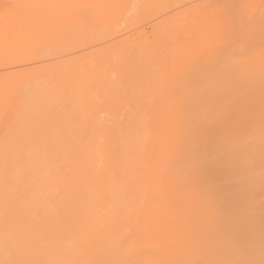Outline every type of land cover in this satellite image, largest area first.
<instances>
[{
	"label": "bare ground",
	"instance_id": "6f19581e",
	"mask_svg": "<svg viewBox=\"0 0 264 264\" xmlns=\"http://www.w3.org/2000/svg\"><path fill=\"white\" fill-rule=\"evenodd\" d=\"M32 1L46 28L3 57L107 38L138 5ZM184 3H153L154 45L0 73V264H264V0ZM163 49L192 61L166 69Z\"/></svg>",
	"mask_w": 264,
	"mask_h": 264
},
{
	"label": "rangeland",
	"instance_id": "374dc122",
	"mask_svg": "<svg viewBox=\"0 0 264 264\" xmlns=\"http://www.w3.org/2000/svg\"><path fill=\"white\" fill-rule=\"evenodd\" d=\"M32 0H0V48L1 47H3V46H6L7 45V47H9V48H18V46L16 45L15 47H14V44H11V43H13L14 41H15V43L17 42L16 40H18L19 41V39H20V41H19V43L21 42V40H24L25 38H26V40L28 41L29 39H28V37H30V35L32 36V34L34 33V35H35V33L36 32H39V33H42L43 31H44V29L46 28V26L44 27V25L45 24H47V22H46V20H45V18L43 19L42 18V16H41V21L42 22H40V20L39 21H36V22H38V24H36L35 23V18H33L34 16H36V17H39V16H37L39 13V10L40 9H38L39 7H35L34 8V6H36V5H32L31 3L29 4V2H31ZM33 1H35L36 2V0H33ZM32 1V2H33ZM41 1V0H40ZM43 1H45V0H43ZM63 2L64 1H66V0H62ZM73 1V3H75L76 2V0H72ZM71 1V2H72ZM121 1V0H120ZM122 1H125V4L127 5V3H128V1L129 0H122ZM121 1V2H122ZM136 2H137V4L138 5H135L134 7H133V9H132V11H131V16L133 17V19L132 20H129V21H127L126 23H125V21L122 19V21H121V14H119L120 16H118L117 17V15H116V17H117V20H116V17L114 18L113 17V14L110 16L111 18H109V17H104L105 19H112L111 20V22H110V24L112 23V21L115 23L116 22V24L117 25H115L114 24V27H113V30H114V32H113V35H111V36H108L107 38H105L106 36H105V34L102 32V34L105 36H101V33H99L100 35L99 36H97V37H95V38H92L89 42H87V43H83V39L81 40V44L79 45V47H77V48H73V47H66V48H63V47H60V45H61V43H55L54 44V46H52L51 48H50V50L49 51H47V52H38L37 51V49L35 48V46H34V49H33V46H32V48H31V45L32 44H30V45H26L25 47L26 48H31V49H25L23 52H22V57H18V55H16L17 57L16 58H18V59H16V58H14L15 56H13V55H15V54H18V53H20V52H18V53H10V54H13V55H8L7 56V54H8V52H6L5 51V49L7 48H4V53H6V56L7 57H3V55L1 54V53H3V51L1 52L0 51V54L2 55L1 57H0V73H5V71H7V72H10L11 71V69L13 70H15V68H22V67H29V66H36V64L38 65L39 63L41 64L42 62L43 63H45L46 61L47 62H49V61H57V60H60V59H64V58H66V57H68L69 55H71V54H74L75 52H79V51H83L84 49L85 50H89V49H92L93 48V46H94V48L95 47H97V46H100L101 44L103 45V44H106V42H111L112 40H114V38H115V40H116V38H119V37H125V41H126V39H128L129 41H132L133 40V38L135 37V36H137V31H140L141 30V32L143 33V34H145L146 36H148V38H151V40L152 39H154V37L152 38V31H154V25H153V27H151V24L152 23H154L155 21H157L158 20V18L160 19V17H161V14H163V12L162 11H160V10H157V8L155 7L156 5H157V3L159 2V0H156L157 1V3H156V1L155 0H148L149 1V3H148V1L147 0H135ZM150 1H153V3L155 2V6H154V4L152 3L151 4V2ZM216 1L217 0H185V3H184V5H193V9L194 8H197L198 9V11H199V13H201L202 14V16H204V14H206L205 12L206 11H208V10H210V9H212L214 6H215V4H216ZM218 1H220V0H218ZM42 2V1H41ZM56 2H61V0H59V1H57V0H55L53 3L55 4ZM38 3V2H37ZM37 3H33V4H37ZM52 3V1H51V5L53 4ZM62 3V2H61ZM66 3H68V2H66ZM118 3V2H117ZM219 3V2H218ZM29 4V5H28ZM59 3H57V5H58ZM64 4V3H63ZM124 4V3H123ZM31 5V6H30ZM40 5V4H39ZM62 5V4H61ZM117 5V4H116ZM125 5V8L127 7ZM260 5H261V3H260ZM33 6V8H31L30 9V11L32 10V12H29V9H28V7L30 8V7H32ZM41 7H42V5H40ZM53 7H54V5H52ZM63 7H64V5H62ZM68 6H69V4H68ZM52 7V8H53ZM57 7H60L61 8V6L59 5V6H56V4H55V9H60V8H57ZM62 7V8H63ZM66 7V6H65ZM51 8V9H52ZM54 8H53V10H51V11H54ZM61 8V9H62ZM69 8V7H68ZM68 8H64L65 10H67ZM112 8H113V6H112ZM124 8V9H125ZM26 9V10H25ZM43 9V8H42ZM60 9V10H61ZM113 9H115V7L113 8ZM123 9V8H122ZM127 9V8H126ZM23 10H25L26 12H28L27 13V15L28 14H31V13H34L33 11H35L36 13H38V14H36L35 13V15L34 16H32V14H31V16L30 15H28V20H27V17H26V20L27 21H25V18H24V16H23V18H24V21H18V20H15V18L17 19L19 16L18 15H20V12L21 13H23ZM37 10H38V12H37ZM44 10V9H43ZM63 10V9H62ZM64 10V11H65ZM71 10V9H70ZM69 10V11H70ZM74 10V8L71 10V11H73ZM25 11H24V13H25ZM42 11V10H41ZM64 11H62L63 13H61L60 11V14H62L63 16H64V13H66V11L64 12ZM68 11V10H67ZM75 11H76V9H75ZM125 11V10H124ZM160 11V12H159ZM9 12H10V14H9ZM17 12H19V14H17ZM50 12V11H49ZM48 12V13H49ZM123 12V11H122ZM162 12V13H161ZM6 13H8V16H6L7 14ZM11 13H16V15L15 14H13V16H12V14ZM23 13V14H24ZM51 13V12H50ZM49 13V14H50ZM54 13H56L55 14V16H59L60 17V19H62L61 18V16H60V14L57 12V10L56 11H54ZM73 13V12H72ZM75 13V12H74ZM5 14V15H4ZM22 14V15H23ZM53 14V13H52ZM57 14H59V15H57ZM201 14L199 15V14H197V15H199L200 17H201ZM11 15V16H10ZM14 15H15V17H14ZM24 15H26V14H24ZM46 15V14H45ZM69 14H68V12H67V16H66V14H65V16H64V18L62 19V20H60V21H62V22H65V20L64 19H66L67 17L69 18H71V16H68ZM72 15V14H71ZM115 15V14H114ZM196 15V16H197ZM3 16H5V17H3ZM47 16V15H46ZM52 16V15H51ZM54 16V15H53ZM73 16V15H72ZM9 17V18H8ZM11 17H12V19H11ZM14 17V18H13ZM21 17V16H20ZM30 17V18H29ZM44 17V16H43ZM47 17H49V16H47ZM56 17V18H57ZM58 17V18H59ZM113 17V18H112ZM32 18H33V21H32ZM53 18V17H52ZM57 18V19H58ZM69 18V19H70ZM123 18V17H122ZM196 18H198L199 19V17H196ZM47 19V18H46ZM57 19H55L56 21H58ZM38 20V19H37ZM45 20V21H44ZM121 21L120 22V24H118L119 23V21ZM67 21V20H66ZM107 20H105V22H106ZM124 21V22H123ZM118 22V23H117ZM123 22V23H122ZM190 22V21H189ZM58 23H61V22H58ZM107 23V22H106ZM108 23H109V21H108ZM113 24V23H112ZM190 24V23H189ZM108 26H110V25H108ZM106 27V26H105ZM33 28H36L35 29V31L33 30L32 31V29ZM46 30H49L50 31V34L51 33H55L56 31H58L57 29H46ZM112 31V30H111ZM112 33V32H111ZM110 33V34H111ZM154 33V32H153ZM27 34V36L28 37H26L25 36V38L24 39H21L22 38V36L24 37V35H26ZM141 34V33H140ZM192 34V36L194 37V33H189V34H187V36H185L184 37V39L181 37V39H182V41L183 40H185L184 41V43H190V42H192V36L191 37H189L190 35ZM107 35V34H106ZM108 35H109V33H108ZM144 35V36H145ZM101 36V37H100ZM128 36V37H127ZM143 36V35H142ZM146 36H145V39L144 40H149L148 38H146ZM153 36H154V34H153ZM21 37V38H20ZM33 37V36H32ZM31 37V38H32ZM30 38V39H31ZM104 38V40L103 41H100L99 39H103ZM143 38L144 37H142V39L141 40H143ZM112 39V40H111ZM124 39V38H123ZM136 39V38H135ZM181 39L180 40H178V41H181ZM79 40V39H78ZM98 42H97V41ZM151 40H149V42H151ZM191 40V41H190ZM80 41V40H79ZM100 41V42H99ZM153 42H151L152 43V45H154V42H155V40H152ZM173 41H174V44H176L178 41H176V39H173ZM173 41H171V40H169L168 42H171V43H173ZM181 41V42H182ZM210 41V40H209ZM209 41H204L203 43H200V44H203V45H201V46H199V48H200V50L201 49H203V46H204V48H206L205 47V44L206 43H208V44H206V45H209ZM143 42H145V43H147L146 41H143ZM167 42V43H168ZM25 44H27L26 42H24ZM30 43V42H29ZM101 43V44H100ZM141 43H142V41H141ZM151 43H150V45H151ZM166 43V44H167ZM180 42H178V44H177V46H179V47H181V49H183L184 47L186 48V46L188 45H186V46H184V44H183V42L182 43H180ZM8 44L10 45V46H12V47H10V46H8ZM21 44V43H20ZM149 44V43H148ZM199 44V45H200ZM22 45H23V43L20 45L21 47H22ZM140 45V44H139ZM138 45V49H137V47H134V49L135 50H137V51H139V49H140V46ZM173 46V44H168V47L170 48V46ZM181 45H183V46H181ZM190 45H192V43L190 44ZM19 46V47H20ZM177 46H175L174 48H176L177 50H178V48L179 47H177ZM195 46H197V44L195 45ZM194 46V48H196ZM23 47H24V45H23ZM165 48L167 47V46H164ZM163 47V48H164ZM167 47V49H165L166 51H170V49ZM198 47V46H197ZM8 48V49H9ZM173 48V47H172ZM210 48V46H208L206 49H203V51H205L206 52V50L207 49H209ZM8 49H7V51H8ZM11 49V50H12ZM23 49V48H22ZM22 49H20V50H22ZM163 49V50H164ZM180 49V48H179ZM197 49V48H196ZM10 50V51H11ZM17 50L18 51V49H13V51H11V52H15V51ZM32 50H34V51H32ZM162 51L163 53H165L166 54V57L164 56V54L162 55H160L161 57L162 56H164V58H166L167 60H164L163 62H165L167 65H165V63H164V66L163 67H165L166 69L168 68V67H170L171 65H169V63L171 62V63H174V62H172V60H177V59H179V61H177L178 63L177 64H179L180 62H181V64H183L182 62H183V60H184V62H191L192 61V58H188V57H184L183 58V60H181L182 58L180 57V55H177V56H179V57H177L176 55H174V54H172V53H175V52H166V51ZM172 51H175V50H173V49H171ZM136 51V52H137ZM202 51V53H205V52H203ZM172 54L174 57H172V60L171 59H169V57H170V54ZM169 54V56H167ZM176 54V53H175ZM205 55V54H204ZM5 56V55H4ZM13 56V57H12ZM159 56V57H160ZM176 57V58H175ZM202 57V56H201ZM163 58V59H164ZM173 58H175V59H173ZM200 58V57H199ZM204 59L205 58H203L202 59V61H204ZM49 60V61H48ZM200 60H201V58H200ZM45 61V62H44ZM161 61H162V58H161ZM168 61V62H167ZM170 63V64H171ZM176 63V62H175ZM161 64H162V62H161ZM185 64H187V63H185ZM208 64V63H207ZM180 65V64H179ZM184 65V64H183ZM191 65V64H190ZM164 68V69H165ZM163 69V68H162ZM161 69V70H162ZM0 75H2V74H0ZM4 76H2L1 78H3V77H5L6 75L5 74H3ZM9 75H11L10 73H9ZM8 76V75H7ZM6 94V93H5ZM2 114V113H1ZM0 117H1V115H0Z\"/></svg>",
	"mask_w": 264,
	"mask_h": 264
}]
</instances>
